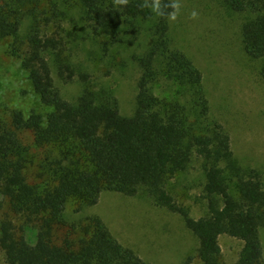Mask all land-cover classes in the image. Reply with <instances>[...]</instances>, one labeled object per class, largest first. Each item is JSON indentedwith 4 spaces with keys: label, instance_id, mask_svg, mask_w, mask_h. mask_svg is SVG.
<instances>
[{
    "label": "trees",
    "instance_id": "1",
    "mask_svg": "<svg viewBox=\"0 0 264 264\" xmlns=\"http://www.w3.org/2000/svg\"><path fill=\"white\" fill-rule=\"evenodd\" d=\"M224 1L246 14L242 45L261 61L264 80V0ZM20 2L0 3V39H12L8 52L20 59L51 110L0 113V202L10 209L0 219L5 263L150 264L120 242L100 216L67 218L71 199L78 200L80 211L108 190L146 194L183 218L198 247L181 264H226L224 234L243 241L234 264H264V169L238 160L229 132L212 114L202 71L173 43L170 21L141 8L143 0L127 5L80 0L79 21L73 23L81 29L52 34L35 21L23 34L26 13L18 9ZM146 43L144 50H133ZM80 52L94 53V60L100 52L101 60L110 56V62L124 55L142 69L132 115L121 113L114 88L94 78ZM76 81L82 89L69 100L58 82ZM197 162L207 199V212L198 218L174 193V180ZM34 166L41 170L40 183L29 179ZM31 226L39 232L34 244L27 239ZM58 227L69 229L61 242L55 240Z\"/></svg>",
    "mask_w": 264,
    "mask_h": 264
},
{
    "label": "rangeland",
    "instance_id": "2",
    "mask_svg": "<svg viewBox=\"0 0 264 264\" xmlns=\"http://www.w3.org/2000/svg\"><path fill=\"white\" fill-rule=\"evenodd\" d=\"M79 2L22 0L18 4V9L26 13L22 33H27L35 21H39L42 32L52 34L65 36L72 28L81 29V24L73 23L79 21ZM0 3H8L9 6L11 0H0ZM179 3L177 20L170 21L174 45L202 71L212 114L229 132L232 148L240 163L264 169V80L260 74L261 61L247 55L242 45V25L246 14L233 10L224 0H179ZM193 11L199 14L195 19L191 16ZM11 40L10 37L0 39V113L9 117L12 110L19 109L26 116L33 111L46 114L51 108L41 102L20 59L8 52ZM148 43L134 46L133 50L141 47L144 50ZM80 53L94 78L114 88L121 113L132 115L137 106L142 69L124 55H118L110 62V56L101 60L100 52L98 57L95 54L97 60L90 58L94 53ZM124 60L127 63L125 67L121 66ZM58 85L69 100H74L82 89L79 81L58 82ZM197 163L180 175L178 181L174 180L178 201L196 218L207 212L203 171ZM40 173L38 166L30 168V181L42 182ZM1 206L0 219L10 213L7 203L1 205L0 202ZM79 207L76 199L68 202L66 216L70 221L100 216L120 242L133 248L150 264H181L188 255L196 254L198 239L187 228L183 218L156 205L146 194L131 197L104 190L97 204L77 211ZM68 230L67 227H58L55 240L61 242ZM38 233L37 228L29 227L27 239L30 244L35 243ZM261 240L264 250V230L261 231ZM220 244L226 264H234L243 241L224 234L220 236ZM0 264H6L1 249Z\"/></svg>",
    "mask_w": 264,
    "mask_h": 264
},
{
    "label": "clouds",
    "instance_id": "3",
    "mask_svg": "<svg viewBox=\"0 0 264 264\" xmlns=\"http://www.w3.org/2000/svg\"><path fill=\"white\" fill-rule=\"evenodd\" d=\"M117 5H127L129 0H114ZM141 8H149L153 13L161 17H166L169 21H176L181 7L179 0H169L168 3H162V0H143V3L139 5ZM165 9H171V11H165ZM198 13L193 11L191 13L192 18H197Z\"/></svg>",
    "mask_w": 264,
    "mask_h": 264
}]
</instances>
